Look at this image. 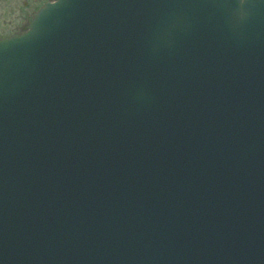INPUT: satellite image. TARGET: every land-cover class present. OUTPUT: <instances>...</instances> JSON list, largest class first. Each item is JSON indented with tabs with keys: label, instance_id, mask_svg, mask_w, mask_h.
Here are the masks:
<instances>
[{
	"label": "water",
	"instance_id": "obj_1",
	"mask_svg": "<svg viewBox=\"0 0 264 264\" xmlns=\"http://www.w3.org/2000/svg\"><path fill=\"white\" fill-rule=\"evenodd\" d=\"M0 38V264H264V0H54Z\"/></svg>",
	"mask_w": 264,
	"mask_h": 264
},
{
	"label": "rangeland",
	"instance_id": "obj_2",
	"mask_svg": "<svg viewBox=\"0 0 264 264\" xmlns=\"http://www.w3.org/2000/svg\"><path fill=\"white\" fill-rule=\"evenodd\" d=\"M49 1L51 0H0V37L22 32L28 19Z\"/></svg>",
	"mask_w": 264,
	"mask_h": 264
},
{
	"label": "flooded vegetation",
	"instance_id": "obj_3",
	"mask_svg": "<svg viewBox=\"0 0 264 264\" xmlns=\"http://www.w3.org/2000/svg\"><path fill=\"white\" fill-rule=\"evenodd\" d=\"M26 24V23H25Z\"/></svg>",
	"mask_w": 264,
	"mask_h": 264
}]
</instances>
